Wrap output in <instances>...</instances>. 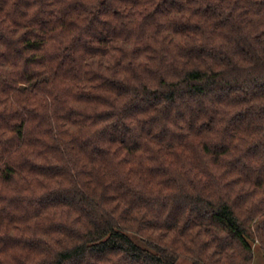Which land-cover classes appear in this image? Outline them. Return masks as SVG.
<instances>
[{"label":"trees","instance_id":"obj_1","mask_svg":"<svg viewBox=\"0 0 264 264\" xmlns=\"http://www.w3.org/2000/svg\"><path fill=\"white\" fill-rule=\"evenodd\" d=\"M57 3L61 4L59 10H54L48 0H0V68L6 69L0 73V107L3 108L0 111V161H4L5 156L10 158L0 165V264H177L181 258L190 260L192 264H214L217 257L225 256L237 246L246 253L241 259L242 264H247L257 241L264 244V123H261L264 121V105L245 106L253 105L254 101H264V78L252 77L251 87L244 96L238 89L225 94L223 88L232 89V84L215 70L193 69L184 81L187 87L196 85L192 90L200 97L209 89H219L215 93L208 92L206 98L227 108L240 109L225 121V132L234 139L244 138L241 141L243 147L234 149L225 144L219 135L211 146L207 142L202 146L203 152L213 158L214 164L222 165L228 175L236 177L228 181L232 185L229 199L200 197L196 210L173 204L165 217L145 203L151 197L144 195L138 203L141 207H149L148 214L139 220L122 219L117 224L106 219L97 204V200L104 201L103 185L96 184L101 188L99 197L93 198L84 191L99 179L97 171L91 166L107 164L112 156L121 165L136 163L135 154L142 150V146L125 140L122 135L113 137L105 129V138L112 146L111 150L101 148L99 152L93 150L90 153L83 147L86 140L78 138L75 133L53 137L43 127V117L37 107H17L13 110L10 105L13 102L11 98L15 97V103L19 105V97H27L25 104L36 102L39 107H44L40 96L50 95L52 90L49 88L41 93L42 87L60 80L69 83L76 79L75 72H69L70 65L74 63L70 53L79 51L84 57L107 56L104 46L122 38L119 22L125 14L119 5L135 7L141 0H97L95 7H91L87 0H57ZM261 3L264 5V0ZM164 5L176 11L183 10L180 0H158L148 17L154 13L163 14L167 11ZM33 8L36 11L27 19ZM195 14L221 22L215 15L211 0H207L203 9L196 10ZM102 16L112 19L101 21ZM24 20H27L26 24L22 23ZM21 27L27 30L18 40H13ZM190 30L187 25L177 28L179 32ZM97 31L100 36L94 43L81 40L82 34ZM57 32L59 37L53 35ZM262 36L264 33L241 49L243 59L248 60L255 55ZM61 39L64 43L60 48L51 53L46 50L47 43L55 40L59 45ZM137 51L134 50L133 55ZM119 62L117 59L116 63ZM33 66L48 69L49 75L33 71ZM17 80L28 87L17 90ZM86 83L89 86L86 90L81 88L75 92L76 102L100 109L109 105L108 98L99 95V92L120 95L127 87L96 71ZM148 93L149 89L145 88L143 94ZM175 98V93L168 97ZM21 111L27 112L31 119L22 118ZM74 111L62 113L60 119L72 123L71 114ZM112 119L108 111L91 113L93 123ZM211 123L209 118L207 124ZM109 127L113 131L120 130L117 124ZM187 131L199 137L212 133L213 129L201 124L199 128L189 125ZM145 134L150 137L151 143L167 149L169 154L174 148L186 146L184 131L174 136L165 134L163 129L155 134L152 131ZM93 139L101 142L96 137ZM25 147L35 151V156L21 152ZM188 151L193 159H197L196 151ZM65 153L71 154L72 160L67 159ZM221 157L231 158L221 160ZM241 157L247 165L242 163ZM180 159L179 152L172 156L174 163H179ZM73 163L79 165L76 172L71 167ZM148 164L152 166L143 173L132 170L133 176L158 181L155 184L157 190L175 187V184L168 183L175 173L165 167L163 160H149ZM251 165H258L256 172H250ZM180 167L183 169L184 165L180 164ZM192 172L196 174H190ZM185 176L192 184L197 181L210 184L212 178L210 171L200 168L190 169ZM77 182L79 187L74 186ZM105 203H115V200ZM116 208L120 210L121 217L127 212V207L122 208L120 204ZM252 228H255L254 233ZM148 233L158 235H146ZM202 237L211 239L202 240Z\"/></svg>","mask_w":264,"mask_h":264},{"label":"clouds","instance_id":"obj_2","mask_svg":"<svg viewBox=\"0 0 264 264\" xmlns=\"http://www.w3.org/2000/svg\"><path fill=\"white\" fill-rule=\"evenodd\" d=\"M87 2L91 7H95L97 0H87ZM156 2L141 0V3L135 7L119 5L125 14L119 22L122 38L112 40L104 46L108 52L107 56L84 57L79 51L70 53L74 63L70 65L69 72H75L76 79L69 83L60 80L42 87L41 93L47 92L49 88L52 90V94L40 96L44 107H39L36 102L25 104L27 97H19V105L15 103V97L11 98L13 102L10 107L13 110L17 107H37L43 117V127L50 131L53 137L58 138L68 133H75L78 138L83 137L86 140L83 147L90 153L93 150L99 152L101 148L111 150L112 146L105 138V129H108L113 137L122 135L125 140L135 141L142 146V150L135 154L136 163L121 165L120 161L112 156L107 164L97 163L91 166L97 171L99 179L93 182L91 188H86L84 191L93 198L99 197L101 188H98L96 184H102L104 201L97 200V204L102 215L117 224L122 219L139 220L148 214L149 207H141L138 203V199H142L144 195L151 197L145 203L165 217L173 204L185 209L196 210L200 197L211 200L229 199L231 195L229 190L232 185L228 181L236 177L228 175L227 169L222 165L214 164L213 158L203 152L202 146L205 142L211 146L215 137L219 135L225 144L234 149L243 147L241 141L244 138L234 139L225 132V121L240 109L227 108L223 104L210 102L206 98L208 92L215 93L219 89H209L203 97H200L192 90L196 85L187 87L184 81L187 73L193 69L215 70L232 84V89L223 88L225 94L238 89L240 95L244 96L251 87L252 77L264 78V36L261 37L255 55L250 59L245 60L240 54L241 49L250 45L257 36L264 33V5L261 0H211L215 15L220 18V23L213 18L195 14L196 10L203 9L207 0H180L182 11H176L164 5L167 11L163 14L154 13L148 17V14L153 12ZM48 4L54 10H59L61 7L57 0H48ZM35 11V8L31 9L27 19H30ZM100 19L105 21L112 18L102 16ZM22 23L26 24L27 20ZM180 25H187L191 30L179 32L177 28ZM194 25L198 27H192ZM26 30L25 27H21L12 39L18 40ZM53 35L59 37L60 34L57 32ZM99 36V31L93 34L86 32L81 35V40L85 43H94ZM63 43L62 39L59 45L53 40L47 43L45 48L51 53L60 48ZM18 47H23V45H18ZM134 50H138L136 55H133ZM25 55H33V53ZM117 59L120 60L119 64L116 63ZM20 64L23 67V61ZM32 70L44 76L49 75L46 68L33 66ZM5 71L6 69L0 68V73ZM93 71L107 76L118 84L127 85L120 95L111 92L98 93L108 98L109 107L105 109L80 105L74 98L76 91L81 88L86 90L89 87L86 80ZM81 81L84 83L82 84ZM15 86L17 90L28 87L19 80L16 81ZM145 88L149 89L147 95L143 94ZM173 93L176 98L168 99ZM254 105H264V101H254L253 105L245 107ZM72 109L76 110L71 114L72 123H66L60 119L62 113ZM98 110L110 112L113 119L93 123L91 113ZM0 111H3L2 107ZM21 117L31 119L30 115L23 111H21ZM209 118L212 120L210 125L207 124ZM112 124H117L120 130L113 131L109 127ZM201 124L211 127L213 132L194 137L187 131L189 125L199 128ZM147 125L152 127L147 128ZM162 129L165 134L172 136L184 131L186 146L174 148L169 154L167 149L151 143L150 137L145 134L146 131H152L155 134ZM201 131L203 132V129ZM93 137L101 142L97 143ZM46 138L42 137V139ZM244 142L247 141L244 140ZM188 149L196 151L197 159H193ZM21 152H26L33 157L36 154L27 147L21 149ZM176 152H179L182 158L179 163H174L172 160ZM19 154L16 153V155ZM65 157L72 160L69 153H65ZM14 158L15 156L12 157ZM93 158L95 159V156ZM230 158L221 157V160ZM9 159L8 156L4 157V161ZM149 160H163L165 167L175 173L168 181L170 184H175V187L157 190L155 184L158 181L153 182L147 177L141 180L133 176L132 170L143 173L147 167H151L152 165L148 164ZM241 160L247 165L243 157ZM4 161H0V165ZM180 164L184 165L183 169ZM71 167L73 172H76L79 165L73 163ZM194 168L210 171L212 177L210 184H204L201 181L192 184L188 181L185 173H189V170ZM257 168L258 165L249 166L250 172H256ZM190 174L195 175L196 173ZM129 177L132 178L129 179ZM252 178L254 179V176ZM74 186L79 187V183L77 182ZM112 200H115V203H105V201ZM117 204H120L122 208L127 207V212L123 217L120 215V210L116 208ZM251 231L254 233L255 228ZM140 235L145 234L140 233ZM146 235L155 236L158 233ZM210 239V237H202V240ZM212 250L214 248L210 252ZM245 254L237 246L230 249L225 256L217 257L214 264H242L241 258ZM247 264H264V244L259 240L253 246V254Z\"/></svg>","mask_w":264,"mask_h":264},{"label":"rangeland","instance_id":"obj_3","mask_svg":"<svg viewBox=\"0 0 264 264\" xmlns=\"http://www.w3.org/2000/svg\"><path fill=\"white\" fill-rule=\"evenodd\" d=\"M139 244L144 245V243H142L139 239L135 238ZM177 264H192L190 260L181 258Z\"/></svg>","mask_w":264,"mask_h":264}]
</instances>
